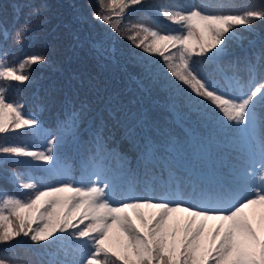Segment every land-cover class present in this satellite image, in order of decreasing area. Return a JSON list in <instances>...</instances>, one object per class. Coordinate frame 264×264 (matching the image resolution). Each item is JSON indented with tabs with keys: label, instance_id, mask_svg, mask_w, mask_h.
I'll return each instance as SVG.
<instances>
[{
	"label": "snow or ice",
	"instance_id": "6c2138e0",
	"mask_svg": "<svg viewBox=\"0 0 264 264\" xmlns=\"http://www.w3.org/2000/svg\"><path fill=\"white\" fill-rule=\"evenodd\" d=\"M97 4L94 20L114 33H130L125 38L149 54L142 63L148 79L163 78L197 111L231 130L238 158L226 177L214 180L203 169L181 170L175 161L184 146L177 137L141 142L134 128L125 126L124 138L138 154L133 167L116 148L108 149L101 121L92 130L79 176H73L56 149L65 134H74L82 109L68 112L61 135H54L25 110V101L6 99L13 82L30 81L33 65L51 63L45 54L17 60L4 50L9 39L17 45L30 39L36 30L31 17L48 9L42 0L16 3L14 31L0 20V169L15 164L23 171L7 177L19 195L0 189V245H9L13 253L0 264H264V36L259 46L252 39L256 22L264 24V0L241 11L229 10L236 6L223 0L215 6L179 0ZM133 5L179 28L162 34L144 24L121 27ZM25 8L28 18L15 27ZM245 39V54L224 62L230 46H242ZM43 104L40 99L38 107ZM177 214H184L183 224ZM210 221L215 223L210 226Z\"/></svg>",
	"mask_w": 264,
	"mask_h": 264
},
{
	"label": "trees",
	"instance_id": "16d2710c",
	"mask_svg": "<svg viewBox=\"0 0 264 264\" xmlns=\"http://www.w3.org/2000/svg\"><path fill=\"white\" fill-rule=\"evenodd\" d=\"M179 1L209 6L221 2ZM25 2L26 0H0V20L6 23L9 31H14L13 5ZM33 2L40 3L41 0ZM42 2L48 5V9L39 17H31L36 30L30 34V39H26L23 45H17L14 39H9L4 45V50L8 51L9 58L15 56L17 60L26 55L45 54L51 63L33 65L30 81L23 84L13 82L6 99L25 101V110L37 116L46 133L54 135H61V124L68 112L73 108L82 109L74 134H65L63 146L58 145L56 149L72 166L73 176H79L80 160L90 146L92 130L101 121L106 125L108 149L116 148L119 153L127 156L133 167L138 163V154L128 139L124 138L125 126L134 128L141 142L147 137L160 144L168 134L177 137L184 146V152L175 161L181 170L191 167L203 169L208 173V177L214 180L227 176L229 164L236 162L238 153L227 143L225 131L216 124L218 118L210 114L206 116L204 112L197 111L192 106L188 107L186 96L171 89L163 78L155 81L148 79L142 63L144 57L149 54L144 53L139 58L136 54L140 48L125 38L128 33H114L106 24L92 18L93 12L100 11L97 0ZM223 2L235 5L234 9H229L234 11L261 6V0ZM23 12L20 23L15 27H19L28 18L29 9L25 8ZM45 19L47 23L44 22ZM128 23L144 24L162 34L172 31L162 16L142 5H133L126 10L121 27ZM256 29V36L252 39L259 46L260 37L264 36V24L256 22ZM76 37L79 38L78 41ZM106 38L114 44L115 49L99 48L100 51H97L93 45L98 47ZM195 42L194 39L193 43ZM247 49V39L242 42V46L233 43L228 55L224 57V62L243 56ZM151 60L162 63L158 55H151ZM202 67L207 72H212V66L207 63ZM138 79L140 86L137 85ZM40 99L44 100L42 107H38ZM43 142L41 137L39 143ZM13 170L23 171V167L8 164L5 169H0V189L19 195L7 179ZM34 174L43 173L36 170ZM12 255L9 245H0L1 258H12ZM20 255L24 258L22 250Z\"/></svg>",
	"mask_w": 264,
	"mask_h": 264
},
{
	"label": "rangeland",
	"instance_id": "374dc122",
	"mask_svg": "<svg viewBox=\"0 0 264 264\" xmlns=\"http://www.w3.org/2000/svg\"><path fill=\"white\" fill-rule=\"evenodd\" d=\"M180 2V1H179ZM185 2H188V1H185ZM163 19H164V21H165V23H167L169 26H170V28L172 29V30H174V29H177V28H179V26L178 25H175V24H173L172 22H170V21H167L164 17H163ZM128 34H130V33H128ZM97 48H100L101 50H104L105 48H107V49H111V50H114L115 49V46H114V44L111 42V41H109L107 38L106 39H104V41L102 42L101 41V44L100 45H98V47ZM107 53V52H106ZM107 54H109V55H111V53L110 52H108ZM144 53H143V51H142V49H140L139 51H137V56L140 58L141 57V55H143ZM156 59V58H155ZM140 80L138 79V81H137V85H139L140 86ZM142 88V87H141ZM145 90H147V89H145ZM194 107L191 103H189L188 104V107ZM205 115L206 116H209V114H206L205 113ZM216 124L218 125V126H220L219 125V123L218 122H216ZM221 127V126H220ZM221 129L222 130H224L225 131V136H227L228 137V140H227V143L229 144V145H231V146H233L234 147V145L232 144V139H233V135H232V132H231V130H229V129H225V128H223V127H221ZM217 143H219V144H222L221 142H217ZM235 162H231L230 164H229V168H230V166L232 165V164H234ZM177 216H178V219L180 220V223L181 224H183V222H184V214H177ZM215 222H212V221H210L209 222V225L211 226L212 224H214ZM33 227H35V225H33ZM1 258V257H0Z\"/></svg>",
	"mask_w": 264,
	"mask_h": 264
}]
</instances>
